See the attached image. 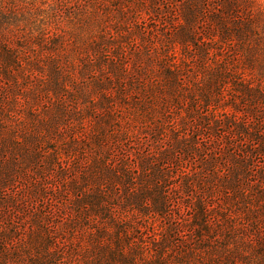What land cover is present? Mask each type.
<instances>
[{"label":"rangeland","instance_id":"374dc122","mask_svg":"<svg viewBox=\"0 0 264 264\" xmlns=\"http://www.w3.org/2000/svg\"><path fill=\"white\" fill-rule=\"evenodd\" d=\"M92 1L0 0V264H121L96 260L117 239L137 264H264V49L252 63L221 39L211 16L225 0H97L94 14ZM237 1L234 17L264 18V0ZM7 50L25 65L7 68ZM173 53L180 98L161 74ZM53 63L70 74L64 92L47 91ZM144 63L161 80L151 94L133 87ZM104 157L132 186L106 181ZM97 185L116 196L86 219L77 201ZM123 187L164 192L169 214L132 209Z\"/></svg>","mask_w":264,"mask_h":264},{"label":"trees","instance_id":"16d2710c","mask_svg":"<svg viewBox=\"0 0 264 264\" xmlns=\"http://www.w3.org/2000/svg\"><path fill=\"white\" fill-rule=\"evenodd\" d=\"M97 3H98L97 0H94L92 1V3H90L89 5V8H91L90 13L94 14L96 12ZM130 3L133 4V1L131 0ZM223 3L224 4H223V7L221 8V13L217 15H212L211 22L218 28L219 32H221V39L227 42L233 41L234 43H237L238 49L240 48V50L244 52V54L246 55L245 56L247 58L246 60L252 63L256 62V60H251V59H254L256 56L252 53L256 52L258 54V52L261 53L262 50L264 49V18L263 16L259 14L257 16H253V17L247 16L245 18L237 17V16L234 17V15L235 14L237 15L238 13L237 8H238L239 1L225 0ZM138 4H139V7H144L146 6V1L145 0H142V2L138 1ZM129 7L130 6H128L127 8ZM223 9H225V11H223ZM144 10H145L144 8H141V10L137 12L138 13L136 14V16L138 17L137 23H139L142 20V14ZM3 14H6V12L4 10V7L1 4L0 15H3ZM185 21L187 25L188 24L193 25L195 21V13H192L187 9V15L185 17ZM98 26H99V22H98ZM2 28L3 27H1L0 29ZM98 30H99V27H98ZM91 32H94L93 28L91 29ZM140 33H142V31H140ZM97 34H98L97 36H98V41H99L98 50L100 51L101 49H103V47L104 49L108 47V45L110 44V39H107V37L105 36L106 31L99 30L97 31ZM44 35H45V31H44L43 36ZM226 45H228V43H226ZM168 56H169L168 60H170L171 58H174V53ZM247 56H251V57H247ZM7 57H8L7 63H11V64H7V68L13 66V68L16 69L17 67L18 68L21 67V65H25L24 63H22V60L20 57L15 55L13 52H8V50H7ZM137 60L139 61L144 60V62H147L146 61L147 57L139 56L137 57ZM113 66L114 67L116 66L118 69V70L116 69L114 77L118 85L120 86L121 84L120 82L126 78L125 77L127 75L126 68L124 67L118 68L117 64H113ZM30 68L32 69L31 71L32 73L34 71L38 72L39 70L38 67H30ZM7 70H10V69H7ZM135 71H136V76L138 79L137 78L134 79L136 80L137 83L133 85V87L140 88V91H138L139 93L142 90L145 93L147 92L151 94L152 90L154 89V87L152 88V85H156L155 82L161 81L159 79H155L156 71L155 70L153 71V69L151 68V66L148 65V63H144V67L137 66ZM161 74L164 77L163 79L166 80L164 82L168 84L171 83L173 85V87L171 88V91L175 94V98H180L181 96L184 95L182 91L185 86V81L181 79L182 70H181V67L179 68V66L177 65V61L175 59L170 60V64L167 65V68H165L164 72H162ZM7 76H10L8 72H7ZM66 76L69 77L70 74L64 73L60 65L53 63L51 65V71L49 73V78L47 81V84L48 83L51 84L52 89L47 90V91L52 92V90H54V91L59 92L62 90V92H64V88H67L64 82L65 81L64 77ZM129 80L134 81L131 79ZM107 82L108 84H110V82H113L112 78L109 77ZM97 86L100 87L101 85L97 83ZM101 90L103 94H106L104 93L106 92V90L108 91V89H103V88ZM61 98H63V96ZM171 156L173 155L165 154L163 156V160L168 161L171 158ZM108 158L109 157H104L102 160H95V165H97L98 171L101 174L105 175L106 181L118 179L119 180L118 184H121L123 181L130 180L127 183V185L132 186L131 181L134 179L129 176L130 171L124 166H122L119 169L113 167ZM144 164L145 163H141L142 170H144ZM150 174L157 175L158 173L155 170H151ZM74 189L77 190L78 187L75 186ZM122 191H123L124 202L128 206L132 207V209H137V208L139 209V207H144V210H145L144 213L153 212L154 215H158L161 218L169 214L170 202L164 192H161L159 190H152V191L147 190L146 192L136 194V193H129L126 190V194H124V187ZM112 196H116L114 188H111V191L109 192H104L102 189H100V186H98L97 188L95 187L93 192L89 193L86 197H81V199L77 201V204L80 207V209H82V213L85 215V217H87L86 219H88L90 218L89 216L93 214H97L101 212V215H102L104 212L102 211L103 205L107 202L108 199H112L111 198ZM130 202H133V205ZM195 220H196L197 228L200 231H203L204 229H206L205 224L207 220V214H206V211H204V208L202 209L199 207V210L195 216ZM118 238H120V236H118ZM124 246L125 245L123 244L121 239H117L116 243L114 244V247L99 246L100 249H98L99 252L97 255L98 259L96 260L101 261L105 259L111 262H113L112 260H117L118 262L120 261L119 263L121 264H137L136 262L135 263L133 262L134 258L132 255L131 256L126 255V250ZM138 257H139V253L138 255H135L136 259ZM156 258L158 259L157 261L158 264H167V260L162 259L164 258V256L158 255ZM55 260H56L55 256H53V258L51 259V261H49V263L43 262L44 260L41 261L38 258H34L32 261V264H54ZM38 262H41V263H38Z\"/></svg>","mask_w":264,"mask_h":264}]
</instances>
